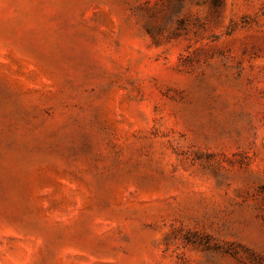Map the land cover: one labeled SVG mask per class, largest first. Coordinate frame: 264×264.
Masks as SVG:
<instances>
[{
	"label": "rangeland",
	"instance_id": "1",
	"mask_svg": "<svg viewBox=\"0 0 264 264\" xmlns=\"http://www.w3.org/2000/svg\"><path fill=\"white\" fill-rule=\"evenodd\" d=\"M0 264H264V0H0Z\"/></svg>",
	"mask_w": 264,
	"mask_h": 264
}]
</instances>
